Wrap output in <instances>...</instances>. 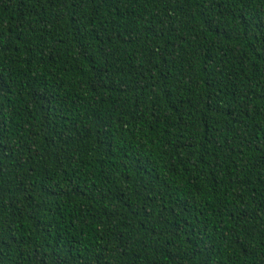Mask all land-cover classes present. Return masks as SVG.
<instances>
[{
	"label": "trees",
	"instance_id": "1",
	"mask_svg": "<svg viewBox=\"0 0 264 264\" xmlns=\"http://www.w3.org/2000/svg\"><path fill=\"white\" fill-rule=\"evenodd\" d=\"M0 264H264V0H0Z\"/></svg>",
	"mask_w": 264,
	"mask_h": 264
}]
</instances>
